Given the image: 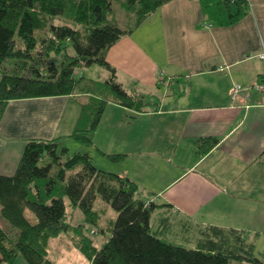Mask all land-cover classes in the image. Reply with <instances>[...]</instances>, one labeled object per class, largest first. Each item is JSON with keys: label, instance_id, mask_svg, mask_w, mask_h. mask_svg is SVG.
<instances>
[{"label": "crops", "instance_id": "crops-1", "mask_svg": "<svg viewBox=\"0 0 264 264\" xmlns=\"http://www.w3.org/2000/svg\"><path fill=\"white\" fill-rule=\"evenodd\" d=\"M249 1L244 19L220 27L199 0H172L108 52L118 82L159 104L136 112L110 103L97 131L112 126L122 152L109 153L126 155L117 174L161 206L150 225L162 237L216 226L247 232L257 250L264 236V93L256 89L264 75V0ZM80 113L72 97L10 102L0 121V174L14 171L30 140L70 136ZM201 138L219 144L201 156Z\"/></svg>", "mask_w": 264, "mask_h": 264}, {"label": "trees", "instance_id": "trees-1", "mask_svg": "<svg viewBox=\"0 0 264 264\" xmlns=\"http://www.w3.org/2000/svg\"><path fill=\"white\" fill-rule=\"evenodd\" d=\"M171 1L0 0V121L12 101L72 97L81 106L70 136L30 140L14 171L0 174V217L13 228L9 232L0 224V264L20 258L26 264H58L51 257L52 244L71 233L73 245L90 264H264L242 230L200 226L194 230V248L168 241L150 225L152 212L161 206L142 199L137 183L99 170L88 152L71 154L65 145L71 140L93 147V134L110 103L136 112L159 106L129 93L107 55ZM199 2L209 21L220 27L239 23L251 10L249 0ZM114 3L129 17L125 28ZM93 66L110 73L105 83L78 75ZM218 144L215 138L195 143L201 156ZM99 152L112 163L126 159ZM98 200L116 212L106 226H100L104 213L97 211ZM69 208L83 214V224L68 223ZM88 225L102 234L100 248L85 235ZM192 231H185L187 240Z\"/></svg>", "mask_w": 264, "mask_h": 264}, {"label": "rangeland", "instance_id": "rangeland-1", "mask_svg": "<svg viewBox=\"0 0 264 264\" xmlns=\"http://www.w3.org/2000/svg\"><path fill=\"white\" fill-rule=\"evenodd\" d=\"M113 6L115 9V15L120 22V26L122 28H125L127 23L129 22V17L126 15L125 10L122 9L118 3H114ZM79 73L80 75L90 76V77H93L94 79L100 78L101 80L100 81L98 80L100 83H105L108 80L105 77H108V78L110 77V73L108 71L98 66H94L93 69L86 68V69L79 70ZM104 74H106L107 76H105ZM145 100L147 101L148 99H145ZM111 127L112 126L108 122L102 123L99 130L97 131L96 141H94V146L92 147L90 151H88V153L91 155L94 165L99 170H102V167L104 166L105 170L103 169L102 171L112 173V174H117L118 167L115 165L119 163H112L111 161L107 160L105 156L101 155L99 150L98 151L96 150V147L97 148L101 147L99 149L101 151H104L103 153L107 151L106 154H110L109 152H113V153L122 152L118 148L120 147L119 142L117 141L114 142V140L111 138V134H112ZM123 130L126 131V127L123 126ZM65 145L67 146L71 154L84 153L88 149L87 147L82 146L71 140L66 141ZM123 155L126 156L125 154ZM151 167H154L153 162L151 164ZM145 171L147 172L148 170H145ZM5 175H10V174H5ZM67 204H68V201H67ZM96 208H97V211L100 212V214L104 213L103 218L101 219L100 226H106L109 221L114 220L116 218V212L114 211V209L106 205L102 200H98V202L96 203ZM68 212H69V217H68L69 224H71L72 226H77L79 224L84 223V216L79 210H74L73 208H69ZM0 224L5 230L9 232L13 231V228L1 217H0ZM85 235L92 237L96 247L100 248L103 245V242H104L103 236L102 234L98 235V232L96 231L94 227L89 226L87 231H85ZM185 237L186 236L184 234L182 233L180 234L178 232L177 235H170L165 239H167L168 241L177 243V244L184 245L185 247H188V248H194V230L189 234L190 239L187 240ZM74 241H75L74 236L71 233L69 238L67 237L65 239H61V240L54 242L52 244V250H51L52 259H54L58 264H90L84 258V256L81 255V253L77 250V248L73 245ZM255 255L260 259L264 258V236L257 243V250L255 252ZM17 264H26V263L23 259L20 258L17 261ZM231 264H251V263H248L247 261H236V262H232Z\"/></svg>", "mask_w": 264, "mask_h": 264}, {"label": "built area", "instance_id": "built-area-1", "mask_svg": "<svg viewBox=\"0 0 264 264\" xmlns=\"http://www.w3.org/2000/svg\"><path fill=\"white\" fill-rule=\"evenodd\" d=\"M261 58L264 59V54L261 55ZM256 89L260 93H264V76H263V79L260 82H258V84H256Z\"/></svg>", "mask_w": 264, "mask_h": 264}]
</instances>
